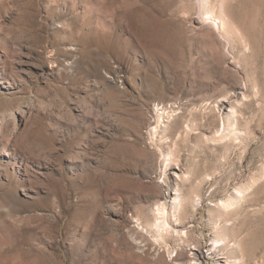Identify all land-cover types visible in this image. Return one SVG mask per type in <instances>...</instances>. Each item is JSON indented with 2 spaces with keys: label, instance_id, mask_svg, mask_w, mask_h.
Instances as JSON below:
<instances>
[{
  "label": "rangeland",
  "instance_id": "obj_1",
  "mask_svg": "<svg viewBox=\"0 0 264 264\" xmlns=\"http://www.w3.org/2000/svg\"><path fill=\"white\" fill-rule=\"evenodd\" d=\"M0 126V264H264V0H0Z\"/></svg>",
  "mask_w": 264,
  "mask_h": 264
},
{
  "label": "bare ground",
  "instance_id": "obj_2",
  "mask_svg": "<svg viewBox=\"0 0 264 264\" xmlns=\"http://www.w3.org/2000/svg\"><path fill=\"white\" fill-rule=\"evenodd\" d=\"M224 8V6H223ZM167 111V110H166ZM162 116V114H161ZM164 117V116H162ZM162 117L160 118V120L162 119ZM14 120V119H13ZM8 122V121H7ZM161 122V121H160ZM163 123V122H162ZM2 124V123H1ZM167 127V126H166ZM1 128V126H0ZM169 128V127H167ZM175 170H178V172H175V175L176 177H183V175H181L182 173H179V172H183L182 169L178 166L177 168H175ZM167 183L169 184V182L167 181ZM176 190L178 191V188H176ZM247 190V189H246ZM183 193L182 192H177V196H175V204L178 202L179 205H181L182 203V198H183ZM235 196V195H234ZM237 196L239 197H243V193L239 190H237V194L235 196V198H237ZM163 199L165 198H160L157 203L155 204L156 206H158V215L159 217L157 218V221H158V225L156 226L155 225V228H156V231L158 230V232H161L163 234L166 233V235H175V237L177 236H182L183 233H185V235H188V231L186 232L185 230V227L183 228V226L181 224H173L174 226H171L170 222H169V212H168V208L166 206V203L163 201ZM226 202V201H225ZM223 203V202H222ZM230 204V203H229ZM229 206V205H228ZM156 208V207H155ZM230 208V207H229ZM227 209V208H226ZM157 224V222H156ZM155 232V231H154ZM160 233V234H161ZM187 237V236H186ZM171 239V238H170ZM183 241V240H182ZM217 244V245H216ZM221 244L222 246H225V242L223 239H215L213 244H211L210 246V249H209V252L210 253H217V249L219 247H221ZM194 246V245H193ZM215 246H218V247H215ZM192 250V249H191ZM184 253V252H183ZM183 253L181 252V254H178L179 257H181V255H183ZM193 254V253H192ZM195 254V253H194ZM218 255V254H217ZM195 257V256H194ZM194 260V259H193ZM196 264V263H195ZM218 264H236L234 261H233V258L231 256H221L218 258Z\"/></svg>",
  "mask_w": 264,
  "mask_h": 264
}]
</instances>
